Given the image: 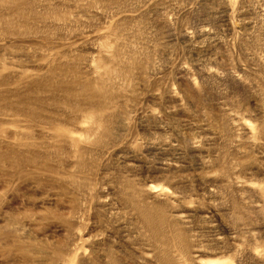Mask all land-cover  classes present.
<instances>
[{
	"label": "rangeland",
	"instance_id": "374dc122",
	"mask_svg": "<svg viewBox=\"0 0 264 264\" xmlns=\"http://www.w3.org/2000/svg\"><path fill=\"white\" fill-rule=\"evenodd\" d=\"M0 264H264V0H0Z\"/></svg>",
	"mask_w": 264,
	"mask_h": 264
},
{
	"label": "bare ground",
	"instance_id": "6f19581e",
	"mask_svg": "<svg viewBox=\"0 0 264 264\" xmlns=\"http://www.w3.org/2000/svg\"><path fill=\"white\" fill-rule=\"evenodd\" d=\"M31 116V115H30Z\"/></svg>",
	"mask_w": 264,
	"mask_h": 264
}]
</instances>
